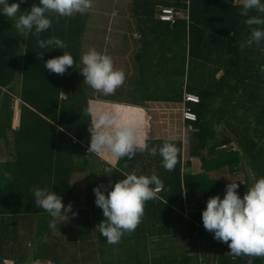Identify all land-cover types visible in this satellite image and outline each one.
Segmentation results:
<instances>
[{
  "label": "trees",
  "instance_id": "trees-1",
  "mask_svg": "<svg viewBox=\"0 0 264 264\" xmlns=\"http://www.w3.org/2000/svg\"><path fill=\"white\" fill-rule=\"evenodd\" d=\"M131 1L140 35L134 87L142 93L134 103L153 98L181 102L183 91L198 97L196 103L184 102L196 115L189 122L194 130L185 133V148L179 138L146 136L149 147L159 149L165 142L177 147L175 169L163 167L159 152L113 163L87 152L90 117L83 110L92 96H101L83 84L79 67L57 75L44 61L68 52L81 67L89 11L71 17L49 14L52 25L40 39L55 36L67 45L49 50L38 46L33 32L20 34L13 20L0 13V264H245L243 257L232 260L224 243L205 230L202 211L209 197L223 198L231 181L239 184L243 197L264 177V42L241 51L250 29L233 0H188L187 19L173 22L156 17L158 6L178 9L184 0ZM13 2L20 0H8ZM39 2L25 0L20 10ZM147 68L151 78L143 84ZM15 100L18 121L13 126ZM184 152L198 160L200 171L188 169L191 161ZM133 172L155 173L163 188L158 199L146 202L135 231L109 244L95 228L103 214L93 189L103 185L107 194L114 182ZM233 174L243 181L223 176ZM35 187L56 192L65 205L71 202L76 215L69 213L70 219L53 231V217L34 204Z\"/></svg>",
  "mask_w": 264,
  "mask_h": 264
},
{
  "label": "clouds",
  "instance_id": "clouds-1",
  "mask_svg": "<svg viewBox=\"0 0 264 264\" xmlns=\"http://www.w3.org/2000/svg\"><path fill=\"white\" fill-rule=\"evenodd\" d=\"M23 2L25 0L9 4L8 0H0V13L13 20V26L20 34L33 32L38 46L47 50L67 47L62 39L55 36L40 39L41 33L48 31L52 25L49 14L71 17L77 13L85 14L93 7V0H40L39 4L33 3L30 10L22 12L20 3ZM237 3L241 5L240 14L247 17L245 23L250 29V36L240 44L243 51L245 47L259 46L264 42V2L237 0ZM252 11L260 15H249ZM81 61L83 66H77L73 56L63 52L44 61V67L57 75L65 74L71 67H79L84 77L83 84L104 96L114 95L124 84L125 72L114 67L109 55L91 48L82 55ZM83 114L90 117L88 153L99 157L110 154L117 159H132L137 153L148 152L155 156L159 152L163 167L169 172L175 169L178 149L173 143L165 142L159 149L149 147L146 137L140 135L139 125L121 122V113L115 109H101L89 102ZM4 175L11 179L10 173L5 172ZM103 187L98 185L93 189L95 204L103 214V219L95 228L109 244H118L125 234L134 232L141 223L146 202L158 199L163 183L155 173L149 176L133 172L114 182L107 194L102 191ZM238 188L239 184L231 181L226 185L223 198L219 195L209 197L202 211L204 228L214 233V239L228 244V254L233 258L243 256L264 260V177L256 180L243 197L238 194ZM32 192L35 206L54 219L62 217L67 221L69 213L76 215L71 202L65 205L56 192L39 187L33 188Z\"/></svg>",
  "mask_w": 264,
  "mask_h": 264
},
{
  "label": "crops",
  "instance_id": "crops-1",
  "mask_svg": "<svg viewBox=\"0 0 264 264\" xmlns=\"http://www.w3.org/2000/svg\"><path fill=\"white\" fill-rule=\"evenodd\" d=\"M95 4H93L92 10L98 6L96 11L89 10V17L86 26L89 25V30L84 33V36L82 38L81 43V54L83 55L85 52H87L91 48H95V42L98 39V35L102 34V38L105 40V45L107 47V44L109 46V50L105 52V54L109 55L112 59H114L113 62H115V59H117V54H121L122 59L120 61H125L124 56L126 57H134L136 52L138 51V46L135 43V41L140 37L136 27H135V17L131 14L130 7H131V0H103V1H94ZM232 4L238 5L237 0H233ZM183 5L181 8H178L179 14L182 15L181 18L187 19V10L189 7V1L184 0ZM164 6H171V5H164ZM102 10L101 13H98L100 9ZM161 7V6H158ZM173 7V5L171 6ZM177 7V6H175ZM174 8V7H173ZM94 13V14H93ZM101 14V16L104 19H107V17H111V26L107 27L106 29H101L100 25L98 26V23H96V20L98 19V16ZM87 29V28H86ZM89 39H87L86 37ZM108 43H107V41ZM110 40V41H109ZM118 48L120 52L115 51L114 49ZM81 67L82 65V61ZM133 67V65H132ZM127 74H132L131 69H128L125 67ZM163 80V79H162ZM84 81V77H83ZM164 82L160 84V86H163ZM158 86V85H157ZM95 94V93H94ZM155 100H142L141 103H134V102H140L135 101L131 99H113V97H98V96H92L89 100V102L95 104L101 109L106 110H117L121 113L122 121L121 122H135L139 125L140 129V135L142 137H146L151 132L158 135V131L156 127H159L157 124L159 122H152L151 120H165L169 114L173 113L175 118L177 117V113H179V108L181 106V102H173V101H163V99L159 98H153ZM18 101V100H15ZM15 103V102H14ZM17 112L13 113V121L12 125H17ZM178 128L181 126V120L179 117L177 118V124ZM162 126H164L162 124ZM167 127V126H166ZM169 127V126H168ZM156 128V129H155ZM169 129V128H168ZM168 131V130H167ZM175 132H180V129L175 128ZM160 132V131H159ZM186 135V134H185ZM183 148H185V145L183 143ZM106 162L113 163L116 157L111 156L110 154H106L104 157H101ZM188 169L192 172H198L199 169V162H191ZM239 182L241 183L242 175L238 178ZM94 262L96 261V257H93L92 259ZM96 263V262H95ZM254 263V262H253ZM32 264H38L37 262H33ZM43 264V263H42Z\"/></svg>",
  "mask_w": 264,
  "mask_h": 264
},
{
  "label": "rangeland",
  "instance_id": "rangeland-1",
  "mask_svg": "<svg viewBox=\"0 0 264 264\" xmlns=\"http://www.w3.org/2000/svg\"><path fill=\"white\" fill-rule=\"evenodd\" d=\"M96 2L99 1V0H95ZM100 1H103V0H100ZM95 4V2L93 3ZM98 8V6H96L93 10V11H96ZM104 9V7L102 9H100V11L98 13H101L102 10ZM94 14V13H93ZM96 23H98V26L100 25V28L99 30L101 29H106L107 31V27L108 26H111V17H107V19H104L101 14L98 16V19L96 20ZM89 25L86 26V32L90 29L89 28ZM88 37L90 36H87L86 38L89 39ZM107 41V39H106ZM110 41V40H109ZM105 40L102 38V34H101V31H100V34L98 35V39L97 41L95 42V46H96V50L99 51V52H102V53H105L109 50V46L110 44H107V47L105 45ZM108 43V41H107ZM115 51H118L120 52V50L118 48L114 49ZM117 59H115V62L114 63V67L116 69H122L124 72H125V75H126V79H125V82L124 84L118 88L115 92L114 95H111V96H104L100 93H98L100 96H103V97H113V99H131V100H138L139 98H141V95L142 93H140L139 89L134 87L135 85V81H134V77L136 75V71L135 69L132 70V65L134 64V57H126L124 56V59H126L124 62L123 61H120L122 59L123 56H121V54H117ZM114 61V59H113ZM125 67H127L128 69H131L132 71V74L129 75V73L127 74L126 72V69ZM145 76L142 77L143 78V84L146 83V80H150V76L148 75V68L145 70ZM143 92H145L144 90H142ZM17 110V101H15L14 103V111ZM16 113V111H15ZM179 117V113H177V117L175 118L174 114L171 113L169 114V116L165 119V120H151L152 122H159V124H157L159 127H156L158 129H156L158 131V134H161V135H164L166 137H171V138H179L185 145L186 143V135L184 132L181 131V127L178 128V126L176 125L177 124V118ZM12 121H13V118H12ZM162 124L164 126H162ZM167 126V127H166ZM169 126V127H168ZM169 128V129H168ZM177 128V129H180V132H175L174 129ZM168 130V131H167ZM160 131V132H159ZM1 148V146H0ZM184 156L185 158H187L188 160H190L191 162H195L197 163L198 160L195 159V158H192L190 159V157H187L186 156V152H184ZM1 158V157H0ZM224 177H226L227 179L226 180H238L239 178V175L237 174H233L232 177L230 178L229 176H226V175H223ZM224 180V178H222ZM63 218H52L50 220V224L53 228V231H57L60 227H61V223L63 222ZM55 225V226H53ZM95 264V263H93Z\"/></svg>",
  "mask_w": 264,
  "mask_h": 264
},
{
  "label": "built area",
  "instance_id": "built-area-1",
  "mask_svg": "<svg viewBox=\"0 0 264 264\" xmlns=\"http://www.w3.org/2000/svg\"><path fill=\"white\" fill-rule=\"evenodd\" d=\"M181 16L182 15L179 14L178 10H176L175 8L171 6L158 7L157 14H156V17L159 20L168 21V22H173L175 18H179ZM184 102L196 103L198 102V97L192 93L183 91L181 106L179 108V117H180L181 124H182L181 131L186 133V132L194 130V128L190 125L189 122L194 121L196 119V115L193 111H191L188 107L185 106ZM185 121L188 122V124L183 125L184 124L183 122ZM192 158L193 157H190V159ZM224 245L228 248V244L224 243ZM230 258L232 260L236 259V258H233V256H231ZM243 259H244L245 264H254L251 257H243Z\"/></svg>",
  "mask_w": 264,
  "mask_h": 264
},
{
  "label": "water",
  "instance_id": "water-1",
  "mask_svg": "<svg viewBox=\"0 0 264 264\" xmlns=\"http://www.w3.org/2000/svg\"><path fill=\"white\" fill-rule=\"evenodd\" d=\"M38 264H42V263H38Z\"/></svg>",
  "mask_w": 264,
  "mask_h": 264
}]
</instances>
